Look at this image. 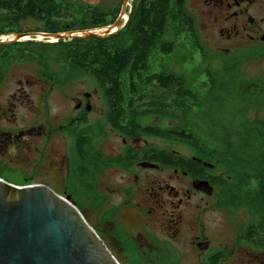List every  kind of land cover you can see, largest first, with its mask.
<instances>
[{
	"label": "flooded vegetation",
	"instance_id": "1",
	"mask_svg": "<svg viewBox=\"0 0 264 264\" xmlns=\"http://www.w3.org/2000/svg\"><path fill=\"white\" fill-rule=\"evenodd\" d=\"M193 3L196 22L204 38L216 47L214 54L221 63L217 102L209 101L206 96L207 90L214 89L210 84L208 88L184 86L185 92L200 89L196 100L202 107L183 112L178 108L171 110L170 143L188 146L195 155L182 156L179 151L161 149L150 141L161 139L145 132L154 129L144 127L139 120L132 128L113 124L107 102L99 112L107 115L103 117L106 122L100 123L92 117L98 111L93 100L95 94L76 92L70 96L71 84L46 85L43 117L40 126H34L27 95L29 86L33 85L29 80L32 65L29 50L24 49L23 54L13 52L14 47L4 49L17 43L8 44L0 47V71L3 70L0 72V180L17 187L42 186L49 190L61 187L66 190L59 196L76 205L89 200L96 206L97 216H112L130 233L135 232L136 241L142 242L138 245L140 250L189 248L204 255L200 264H264V148L252 146L226 156L221 139L209 128L200 130L195 143L180 141L194 140V132L188 128H194L191 119L198 111H208L211 103L220 104L219 119L224 121L226 118L238 121L244 117L243 108L250 106L255 115L254 124L264 126V75L246 69L248 63L264 61V0H193ZM23 57L28 61L19 62ZM228 60L234 64L237 84L226 87L220 80L225 77ZM19 67L28 68L26 79L19 81V89L2 101L6 81ZM37 69L42 75V70ZM227 89L234 93L228 95V101ZM54 92L60 93V99L69 104L70 113L63 115L61 110L53 115L49 101ZM205 97L206 100H200ZM20 110H25L28 116L21 117ZM181 121L186 123V132L181 130L184 128L180 127ZM107 128L112 130L109 135ZM243 136L242 132L236 134L240 143ZM213 140L219 146L217 161L213 160L216 155L209 147ZM229 149L233 148H226ZM162 156L169 158L164 160ZM229 160L235 165L228 164ZM40 171L44 172L43 181L36 182ZM9 174L18 175L21 181L11 183L7 180ZM200 184L205 186L204 192L199 190ZM99 186L104 191L100 192ZM84 187L94 192L74 201L75 194L68 191L84 193L81 190ZM213 198L216 204L211 203ZM211 208L223 213L220 217L224 222L219 223L223 234L220 230L218 247L208 233Z\"/></svg>",
	"mask_w": 264,
	"mask_h": 264
},
{
	"label": "trees",
	"instance_id": "2",
	"mask_svg": "<svg viewBox=\"0 0 264 264\" xmlns=\"http://www.w3.org/2000/svg\"><path fill=\"white\" fill-rule=\"evenodd\" d=\"M122 3L123 0L115 8L106 9L81 0H0V35L22 33L20 23L25 20L42 25L34 31L37 33L58 34L105 28L115 22ZM185 5L186 0H135L127 25L116 35L48 45L40 43V47L50 49L52 58L29 50V62H35L47 78L62 77L65 73L92 77L103 92L110 120L115 125L132 128L139 124V119L148 115L166 114L170 118L171 110L175 108L182 112L200 109L202 106L196 100L200 89L185 92V79L170 74L165 67V61L176 50L184 53L186 58L201 53V62L204 63L210 56L197 31L194 17L186 11ZM27 44L31 45V42ZM11 47L4 49L11 50ZM17 51L25 53V50L13 52ZM18 61L28 59L23 57ZM51 61L56 64V69H52ZM210 68L207 66L204 74L215 90L219 84V68L216 72ZM224 69V76L234 75L231 60L226 61ZM60 70L66 71L62 73ZM235 84L234 75V80L225 85ZM226 94L234 93L227 89ZM200 100H206V97ZM145 132L161 140H171L170 131L146 129ZM180 141L192 144L197 140L183 138ZM164 158L169 157L162 156Z\"/></svg>",
	"mask_w": 264,
	"mask_h": 264
},
{
	"label": "rangeland",
	"instance_id": "3",
	"mask_svg": "<svg viewBox=\"0 0 264 264\" xmlns=\"http://www.w3.org/2000/svg\"><path fill=\"white\" fill-rule=\"evenodd\" d=\"M122 1V0H121ZM120 0H101L99 7L102 8H108L113 9L121 2ZM135 0H129V7L127 10V15L131 14L132 11V5ZM186 11L194 17L195 22L198 21L197 15L194 12V3L193 0H186L185 5ZM128 19V18H127ZM125 21H123V24ZM42 27L41 24H37L36 22L32 20H25L20 23V30L22 33L24 32H33L39 28ZM196 28L197 31L201 37L202 43L205 45V47L209 51V57L206 59V63L201 62L203 59L200 57V55H195V57L191 58L185 57V54L176 50L175 53H173L166 61V68L168 69V72L170 74H173L175 76H181L186 81V86L188 88H197L199 86H205L208 88L209 83L207 81L206 75L204 74L205 69L207 66H210L212 71L218 70L219 67H221V63L217 62V56L214 53L216 51V47H214L209 40H206L203 36V32L200 29V26L198 25V22H196ZM4 36V35H3ZM11 36V34L9 35ZM32 38V37H31ZM1 39V38H0ZM39 40H44L42 37L38 38ZM22 43H17L12 50H20L25 49L26 51L30 50L31 52L43 55L46 58H52V55L49 53V48L47 47H40V43L31 42V45L27 43L24 46H21ZM48 45V44H44ZM188 60V61H187ZM190 61V62H189ZM52 62V61H51ZM52 69H56V64L52 62ZM245 66V64H244ZM243 66V67H244ZM31 67V68H30ZM29 67V80L33 85L29 86V92L27 93L28 99L31 101L32 106V113L29 114L30 117L34 119L33 125L40 126L39 120L43 117V110L45 108L46 99H43V95L45 93V88H48V86L54 84L56 86H62L64 84H71L70 87V96L72 94H76V92H80L81 94L89 93V94H95L94 95V102L97 105L98 111L95 112V114L92 115L94 119L97 121L100 120V123H105L106 120L103 118L107 115H102L99 113L102 109V104L107 105L106 100L104 98L102 90L99 88V86L96 84V81L85 74H76V73H65L62 77H55V78H47L41 75L40 73H37V65L36 63H32ZM37 67V68H36ZM248 71H251V73H257L264 75V61L260 62H253L248 63L247 68ZM3 71V70H2ZM2 71H0L2 73ZM28 68L26 67H19L14 69V71L11 73L10 79L8 78L5 84V87L3 88L2 92V101L8 99L9 95L12 94V92L15 90H18L20 86H18L19 81H25L27 77ZM234 80V75H229L228 77H222L221 82L224 84H227V82H231ZM206 83V84H205ZM48 85V86H46ZM229 87V86H226ZM57 90V89H55ZM211 91L206 94L208 97V100L213 99L212 101L217 102L218 97L217 93L218 91ZM228 95L233 96V94H227L226 95V101H228ZM53 97H55V100L53 101ZM51 98V102L49 101V104L51 108L53 109V115L59 114L61 110L64 112L63 115H66L70 113V109H67L68 103L61 98L60 99V93L54 92V96ZM220 111V104L211 103L208 111H198L196 112L191 120H194L195 125L194 128L192 126L188 127L191 128L190 132L193 133V137L195 140H198L199 134L201 129L209 128L211 131H214L217 134V137L221 139L220 142L224 144V151L226 153V156H232L235 154L236 150L243 149V148H249V147H261L264 148V126L261 123L254 124V113L250 109V106H246L243 108V118L238 119V121H233L231 118H226L225 121L222 119H219L218 112ZM21 117H27L28 114L25 110H20ZM221 113V112H220ZM229 114V111H228ZM230 116V114H229ZM139 121L143 124L144 127L148 126L155 130V132L158 131H171L172 130V123L170 118L164 114L160 116L155 115H149L145 116L142 119H139ZM180 127H184L181 130H184L186 128L185 121H181ZM255 129H257V134L255 132ZM180 130V132H181ZM37 132H41L38 128L36 129ZM107 135L112 133V130L107 128L106 129ZM242 132L243 133V140L241 143L236 138V134ZM259 134V135H258ZM259 137V138H258ZM262 138V139H261ZM261 139V140H260ZM153 144L158 145L161 149L169 150V152L172 151H179L182 156H191L195 155V151L190 149L188 146L181 145L177 143L176 145H172L170 141L165 140H150ZM210 149L214 151V155L216 157L213 158V160H218L219 158V146L216 141H211L209 145ZM226 148H233L229 149L231 151H227ZM231 166L235 165L233 161L228 162ZM101 167H99L100 170ZM215 175H218L217 172H214ZM5 175V174H3ZM26 176V175H24ZM29 176H33L31 172H29ZM38 177L39 179H36V182H42V178L44 176V172L40 171ZM9 179L11 183H19L21 179L16 174H9ZM53 192H55L58 196L63 195V191L66 189L57 187L51 189ZM82 192H79V190L75 193V189H70L68 192L75 194L76 197H79L83 199L82 197L84 194L87 193H93L94 189L90 187H84L81 188ZM98 190L104 191V188L102 186L98 187ZM81 193V194H79ZM69 194V195H72ZM79 194V195H77ZM100 195V194H98ZM62 197V196H60ZM65 199L64 197H62ZM84 203H77L75 204L76 208L80 211V213L84 216L86 221L89 223V225L102 237L104 243L109 248L113 256L117 259V261L120 264H200V261L202 260V257L204 255L197 254L192 252L189 248L183 249L181 251L179 250H170L168 248H155V249H139L138 245L142 242H137L136 239H138V235L134 232V234L130 233L128 228L125 227L120 221H117L115 218H112V216H106L104 214L103 216H97L96 215V206L92 205L89 200H83ZM211 203L216 204V198H213L211 200ZM110 214V213H109ZM223 213L216 209H210L209 211V218L208 219V233L210 237H213L215 239L214 246L218 247L221 239V234H223V230L219 226V223L224 222L222 216ZM221 230V234H220Z\"/></svg>",
	"mask_w": 264,
	"mask_h": 264
},
{
	"label": "water",
	"instance_id": "4",
	"mask_svg": "<svg viewBox=\"0 0 264 264\" xmlns=\"http://www.w3.org/2000/svg\"><path fill=\"white\" fill-rule=\"evenodd\" d=\"M98 6L101 0H81ZM129 0H123L115 22L102 29L58 34L20 33L8 44L36 42L53 44L74 39H104L119 33ZM123 21L125 23L123 24ZM97 30H105L97 34ZM30 40H22L24 37ZM42 37L44 40H39ZM200 184L199 190L205 191ZM0 264H120L85 220L75 203L42 187H17L0 180Z\"/></svg>",
	"mask_w": 264,
	"mask_h": 264
},
{
	"label": "bare ground",
	"instance_id": "5",
	"mask_svg": "<svg viewBox=\"0 0 264 264\" xmlns=\"http://www.w3.org/2000/svg\"><path fill=\"white\" fill-rule=\"evenodd\" d=\"M124 19L127 20V16H126V15H125ZM101 29H102V28H101ZM104 31H105V30H97L96 33H97V34H102ZM14 38H16V37H14V35H11V36H4V37H1L0 42H1V41H3V42H7V41H10V40H12V39H14ZM39 38H41V37H39ZM30 39H31V37H30V36H29V37L27 36V37H24L22 40L27 41V40H30Z\"/></svg>",
	"mask_w": 264,
	"mask_h": 264
}]
</instances>
